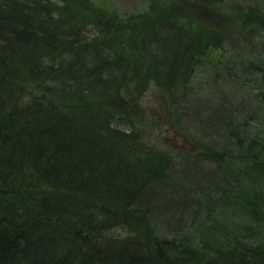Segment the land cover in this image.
<instances>
[{
    "label": "trees",
    "instance_id": "obj_1",
    "mask_svg": "<svg viewBox=\"0 0 264 264\" xmlns=\"http://www.w3.org/2000/svg\"><path fill=\"white\" fill-rule=\"evenodd\" d=\"M147 1L119 13L92 0H0V264H264V138L237 134L245 165L224 168L236 179L223 198L231 215L173 235L154 215L152 189L176 158L147 141L140 98L162 91L178 126L194 76L228 35L188 16L197 0ZM239 17L264 27L260 8ZM199 146L183 160L225 165Z\"/></svg>",
    "mask_w": 264,
    "mask_h": 264
},
{
    "label": "rangeland",
    "instance_id": "obj_2",
    "mask_svg": "<svg viewBox=\"0 0 264 264\" xmlns=\"http://www.w3.org/2000/svg\"><path fill=\"white\" fill-rule=\"evenodd\" d=\"M92 1L119 13H137L148 7L147 0ZM203 1H188L191 4L188 16L198 20L199 25L224 28L228 37L222 41L221 48L213 49L211 56L203 60L208 62L194 76L199 91L181 112L178 126L174 124V117L169 116L162 91L152 86L140 98L146 110L142 125L148 134L147 141L175 152L176 162L169 183L152 189L154 215L170 235L189 234L200 227L201 221L220 218L225 210L228 215L236 210L232 206L228 209L223 198L227 191L228 196L231 194L236 181L224 168L241 171L245 165L237 156L242 149L236 141L237 134L247 142L255 136L264 138V102L259 97V91L264 92V74L253 65L264 66V27L243 25L239 17L248 7L260 8L263 12L264 0H209L206 5ZM216 66L217 75L213 69ZM199 143L222 153L225 165L221 167L213 160L199 164L183 160L182 155L201 151ZM205 201L210 203L209 208L205 207ZM239 219L240 223L244 221Z\"/></svg>",
    "mask_w": 264,
    "mask_h": 264
}]
</instances>
